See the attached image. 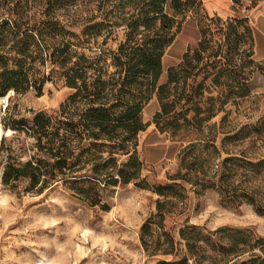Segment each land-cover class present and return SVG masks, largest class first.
Segmentation results:
<instances>
[{"label": "rangeland", "instance_id": "374dc122", "mask_svg": "<svg viewBox=\"0 0 264 264\" xmlns=\"http://www.w3.org/2000/svg\"><path fill=\"white\" fill-rule=\"evenodd\" d=\"M224 1L226 12L218 0H159L162 12L147 15L136 0H0V264H264V215L239 196L244 186L264 195V60L253 39L264 0ZM130 34L145 54L158 39L163 54L145 127L123 143L120 132L88 137L92 105L71 99L59 50L95 62L105 49L87 85L98 80L95 107L110 108L121 88L112 57L130 52ZM152 82L138 75L124 102ZM121 170L134 179L112 180Z\"/></svg>", "mask_w": 264, "mask_h": 264}, {"label": "trees", "instance_id": "16d2710c", "mask_svg": "<svg viewBox=\"0 0 264 264\" xmlns=\"http://www.w3.org/2000/svg\"><path fill=\"white\" fill-rule=\"evenodd\" d=\"M134 1V0H132ZM138 1V4H141L142 7L139 9L140 13L142 14H150V13H161L162 9L159 6V0H136ZM177 1V0H176ZM259 0L256 2H253L252 4L258 3ZM175 8V7H174ZM163 18L167 19L166 15H163ZM173 19H168V21H172ZM139 24L133 25L131 27V34L136 31V28L138 27ZM18 29L17 25L15 27ZM39 33L36 34V37L38 38L37 43H35V47L37 52L41 53L44 49L47 48L45 42L43 39L39 38ZM130 34V38L128 41L129 42V51H125L122 48H120L118 53H115L113 58L114 64H116L117 68H119L115 73L114 77H118L117 80L115 81V85L121 81V88L116 91L115 95V100L116 104L111 105L110 108H106L103 105H100L98 107H95V103L98 100H102V90L103 87L98 84V80H95L96 82L94 83L95 87H92V90L89 91V87L87 85V79L88 78H93V76L88 77V71L91 70L93 74H98L97 78L100 77L101 75V64L104 62V56H106V51L104 48H101L98 51V54L95 56L93 59L95 62L89 61L87 57L84 55L77 56L78 53L75 49H72L71 51L73 53H70L69 51L67 52L65 49L59 50L61 53L60 58V68L63 69V76L65 77L64 83L68 85L69 87H72L76 89L74 94L72 95L71 99L76 100V99H87L91 103V107L88 109V111L85 113L84 118L86 119L85 121V128L87 127L88 131V137L94 138V139H99V137H108L109 139L114 138L113 136L116 135L118 136V132L124 133L126 137H124V140L121 141V143L127 141V139L132 136L136 135L139 133V131H142L145 126L142 125V121L140 118V113L142 110V104L148 101L152 95V92L155 89L156 81L158 77L161 74V58L163 54L158 51L160 48L158 47V43L160 41L158 39H154L149 41V43L155 44L153 47H149L148 52L145 54L142 52V49L139 47H136L135 45L137 43L132 44L133 35ZM158 36V35H156ZM174 42V40L172 39ZM172 43V42H171ZM203 43L200 42L198 44V47H202ZM146 47V46H145ZM70 48V47H69ZM58 52V50H56ZM55 53V52H54ZM73 54V55H72ZM77 56V60L73 61V57ZM189 56L190 52L185 53L183 56V61L182 64L179 65V67H188L189 65ZM126 58L129 61L124 64V66L121 63V59ZM137 59L136 64H132L133 59ZM93 63V64H92ZM139 65H141V69H139ZM123 66V67H122ZM176 68L175 67H170L169 68V82L172 83L173 80V73L175 72ZM27 74H24L26 77H33L35 78L34 73H30V70ZM143 74L146 76H149L151 78L152 84H150L149 87L146 89H139L133 97H131L130 101L124 102V96L127 93L133 92V84L137 80V76ZM35 80V79H34ZM33 80V83L36 85V82ZM10 88L14 89L15 91L18 90L19 87L15 83L10 85ZM140 88V87H139ZM40 87L38 88V90ZM162 89V87H161ZM119 107L120 111L117 113H113L114 109ZM40 115H37L34 117V124L35 126H39V120H40ZM120 149H125L126 146L122 147V145H119ZM245 152V151H244ZM246 154V152H245ZM229 159L225 160V164H222L217 168V172L224 178L226 179L229 175V170L226 165V161ZM241 161L243 162L244 165H256V163L250 161V159L246 156L243 155V158H241ZM264 160L258 162L257 164L263 163ZM125 167V166H124ZM244 172H247L246 170ZM243 177L245 181H249V179L252 177V174L250 173H244ZM30 182L32 183L33 186H37L38 184L41 183V177L31 174L29 177ZM18 179V178H17ZM134 179L133 175L126 174L124 170L119 171L118 178L112 179V180H119L122 183H129L131 180ZM3 180L4 182H8V176H7V169L3 174ZM244 181V182H245ZM246 183V182H245ZM240 200L241 202L245 201L251 204L254 209L264 215V195L260 192V189L258 187H248L244 186L241 189L240 193ZM236 248V247H235Z\"/></svg>", "mask_w": 264, "mask_h": 264}, {"label": "crops", "instance_id": "0c3cea01", "mask_svg": "<svg viewBox=\"0 0 264 264\" xmlns=\"http://www.w3.org/2000/svg\"><path fill=\"white\" fill-rule=\"evenodd\" d=\"M214 0H212V2H213ZM220 3L218 4V7H220V9L223 11V12H226L224 9H222L221 7H222V5H223V3L225 2L224 0H218ZM224 6V5H223ZM217 9H219V8H214L213 7V10H216L217 11ZM218 12H219V10H218ZM226 14V13H225ZM256 23H257V21H256ZM258 27L256 26V29L254 28V30H253V39H254V53H255V55L260 59V60H264V52H262V53H259V48H258V43H257V40H258V38H263L264 39V33L261 31V30H259V29H257ZM257 31H258V34H257ZM175 41V40H174ZM172 45V44H171ZM184 52V51H183Z\"/></svg>", "mask_w": 264, "mask_h": 264}, {"label": "built area", "instance_id": "2783aa9c", "mask_svg": "<svg viewBox=\"0 0 264 264\" xmlns=\"http://www.w3.org/2000/svg\"><path fill=\"white\" fill-rule=\"evenodd\" d=\"M248 1H249L250 3H253V2H256L257 0H248ZM2 103H5V101H3V100L1 101V100H0V105H1Z\"/></svg>", "mask_w": 264, "mask_h": 264}, {"label": "bare ground", "instance_id": "6f19581e", "mask_svg": "<svg viewBox=\"0 0 264 264\" xmlns=\"http://www.w3.org/2000/svg\"><path fill=\"white\" fill-rule=\"evenodd\" d=\"M43 257H44V256H43ZM42 264H46V263L42 261Z\"/></svg>", "mask_w": 264, "mask_h": 264}]
</instances>
